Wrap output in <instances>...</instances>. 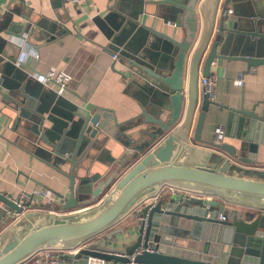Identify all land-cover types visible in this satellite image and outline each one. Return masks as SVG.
<instances>
[{
    "label": "water",
    "instance_id": "water-1",
    "mask_svg": "<svg viewBox=\"0 0 264 264\" xmlns=\"http://www.w3.org/2000/svg\"><path fill=\"white\" fill-rule=\"evenodd\" d=\"M237 1L159 0L165 5L159 14L162 21L173 22L182 35L143 25L136 14L125 15L130 28L145 29L169 52L170 62L163 64L147 48L140 53L131 42L112 49L126 67L122 75L142 78L141 87L157 106L154 114L141 108L129 121H118L113 109L95 105L83 114L52 89L40 105H33L31 113L37 119L28 126L34 135L32 145L48 147L52 161L46 163L67 178L68 193L57 195V209L62 212L58 215L44 210L22 213L19 203L28 201L0 193V264H25L47 249L74 250L64 256L66 264H128L131 256L133 264H264V171L237 163L254 159L241 157L242 145L201 136L210 106L216 102L199 86V77L209 76L213 64L227 58L225 32L264 38L256 20L240 27L238 19L233 20L234 9L233 17L225 14ZM12 24L5 32L20 38L34 30L25 23ZM238 53L232 58L245 61L247 69L264 64L263 57L244 56L240 49ZM3 75L11 77L3 87L29 96L28 73L17 61H6ZM0 101L13 102L14 114L32 123L23 98L13 99L2 91ZM240 105L239 109L222 105L228 112L227 123L235 113L248 117L247 139L256 141L251 133L264 126V101L254 103L251 111L244 109L242 100ZM259 105L260 114L255 112ZM44 121L50 126L43 127ZM99 132L115 137L123 147L116 167L102 177L77 175L79 169L85 170L82 161ZM248 150L254 154L256 143H249ZM64 162L70 165L68 171L59 169ZM163 186L198 195L158 196ZM134 209V225L107 232Z\"/></svg>",
    "mask_w": 264,
    "mask_h": 264
},
{
    "label": "crops",
    "instance_id": "crops-1",
    "mask_svg": "<svg viewBox=\"0 0 264 264\" xmlns=\"http://www.w3.org/2000/svg\"><path fill=\"white\" fill-rule=\"evenodd\" d=\"M164 7L159 0H79L76 3L64 0H0V93L6 92L13 99L23 98L25 103L22 106L31 113L35 107L33 105H40L47 91L58 88L53 82L42 81L45 73L48 70H59L66 71L71 76L67 91L62 95L83 114L92 111L90 105L113 109L118 121H129L139 114L141 108L148 114H154L157 106L149 93L141 87L142 78L122 75L126 74V67L113 58L112 49L117 46L127 47L128 42H131V46L140 53L147 48L159 63L168 64L169 52L161 42L146 34L145 29L140 26L130 28L125 19V15L133 13L143 25L170 35L175 31L177 35H182L183 30L174 27L173 22L162 21L159 14ZM233 9L237 14L236 18L232 12L228 13L229 18L238 19L240 27L256 20L258 31L264 35V0H256L255 4L249 0H239L228 6V10ZM219 13L221 7L217 10V15ZM5 19L9 20L7 24H4ZM12 21L16 24L25 23L27 27H34V30L24 33L23 38L6 33L13 25ZM44 32L48 34L45 36ZM226 39L228 43L226 41L224 52L227 58L220 60L217 65L213 64L215 70L210 74L216 78L211 93L216 104L210 106L201 136L203 139L214 140L215 129L222 126L221 142L236 147L242 145L241 157H254L250 163H237L245 169L264 171V126H257L251 133L256 141L252 139L253 141L248 142V117L235 113L233 120L227 123L228 112L222 106L239 109L242 100L244 109L251 111L254 103L264 101V64L247 69L245 61L232 58L241 55L238 53L239 49L244 52V56L264 58V38H246L238 32L231 35L225 32ZM12 59L28 73L25 81L28 97H22L21 92L16 89L10 91L2 85L11 78L3 75L4 63ZM239 72L244 78L242 86L234 84ZM261 109L262 105H259L255 112L260 114ZM31 119L32 123L29 119L14 114L13 102L0 101V193L18 199L21 192H26L32 196L31 202L37 203L41 210L62 214L57 209V195H67L68 180L46 163L52 161L46 152V145H40L41 148L32 145L34 135L28 126L34 125L37 117L32 114ZM74 119L77 120L75 117ZM133 122L129 125L132 126ZM49 126L50 122L44 121L43 127ZM119 142L115 137L99 132L95 137V145L82 161L85 170L79 169L77 175L87 173L96 176L99 173L102 177L112 171L123 150ZM249 143L257 145L254 154L248 150ZM69 166V163L64 162L59 165V169L68 171ZM35 191H46L54 201L48 203L45 198L36 195ZM177 193L198 195L163 186L158 196ZM17 217L19 216H14ZM136 218L134 209L107 232L118 228L126 230L135 224ZM12 221L13 219L9 220L7 225ZM73 252L74 250H68L65 255ZM25 264H34V261L30 260Z\"/></svg>",
    "mask_w": 264,
    "mask_h": 264
},
{
    "label": "built area",
    "instance_id": "built-area-1",
    "mask_svg": "<svg viewBox=\"0 0 264 264\" xmlns=\"http://www.w3.org/2000/svg\"><path fill=\"white\" fill-rule=\"evenodd\" d=\"M71 3H76L79 0H64ZM231 10H227L225 14L231 13ZM113 58L117 59L116 54H113ZM71 76L66 71H59V70H48L45 73V76L42 81L53 82L58 86L57 92L59 94H64L67 91V87ZM216 78L213 75H209L207 77H200L199 78V86L208 93H212L213 86L215 85ZM244 82L243 74L241 72L238 73L237 78L234 80V84L238 86H242ZM223 135V128L222 126H218L215 129V139L214 141L219 142L221 141V137ZM36 195L45 198L48 203L54 201L48 195L46 191H35ZM177 194H185V193H177ZM188 195V194H186ZM192 196V195H189ZM19 201H28L29 204H22V213L27 211H34V210H41L42 208L37 203H32V196L28 195L26 192H21L19 197ZM220 219H224L223 216H220ZM68 250L63 249H47L42 250L35 253L32 257H30L26 262L32 260L34 264H63L64 263V256L65 252ZM141 251V250H140ZM133 256H131V261L128 264H133L132 262Z\"/></svg>",
    "mask_w": 264,
    "mask_h": 264
}]
</instances>
